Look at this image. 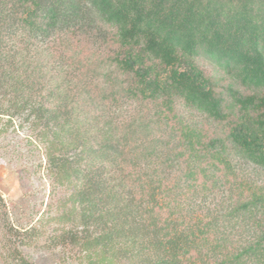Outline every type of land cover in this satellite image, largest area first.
Here are the masks:
<instances>
[{
	"label": "trees",
	"instance_id": "1",
	"mask_svg": "<svg viewBox=\"0 0 264 264\" xmlns=\"http://www.w3.org/2000/svg\"><path fill=\"white\" fill-rule=\"evenodd\" d=\"M23 127L51 202L0 194L1 264H264V0H0Z\"/></svg>",
	"mask_w": 264,
	"mask_h": 264
},
{
	"label": "rangeland",
	"instance_id": "2",
	"mask_svg": "<svg viewBox=\"0 0 264 264\" xmlns=\"http://www.w3.org/2000/svg\"><path fill=\"white\" fill-rule=\"evenodd\" d=\"M27 138L28 130L23 127L9 130L0 139L8 145L7 149H0V194L8 206L10 223L18 229L35 222L42 210H47L46 204L51 202L48 197V182L40 180L34 174L26 175L27 169L38 162V153L30 148ZM27 252L37 264H53L47 250L31 249ZM72 263L74 262L70 264Z\"/></svg>",
	"mask_w": 264,
	"mask_h": 264
}]
</instances>
